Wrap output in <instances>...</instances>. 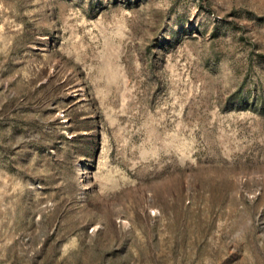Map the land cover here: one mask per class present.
<instances>
[{
  "label": "rangeland",
  "instance_id": "rangeland-1",
  "mask_svg": "<svg viewBox=\"0 0 264 264\" xmlns=\"http://www.w3.org/2000/svg\"><path fill=\"white\" fill-rule=\"evenodd\" d=\"M0 264H264V0H0Z\"/></svg>",
  "mask_w": 264,
  "mask_h": 264
}]
</instances>
